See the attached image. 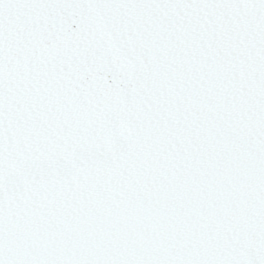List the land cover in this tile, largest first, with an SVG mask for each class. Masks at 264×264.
Masks as SVG:
<instances>
[{"label":"snow or ice","instance_id":"snow-or-ice-1","mask_svg":"<svg viewBox=\"0 0 264 264\" xmlns=\"http://www.w3.org/2000/svg\"><path fill=\"white\" fill-rule=\"evenodd\" d=\"M0 264H264V0H0Z\"/></svg>","mask_w":264,"mask_h":264}]
</instances>
